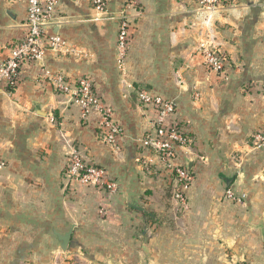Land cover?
<instances>
[{
  "label": "crops",
  "instance_id": "0c3cea01",
  "mask_svg": "<svg viewBox=\"0 0 264 264\" xmlns=\"http://www.w3.org/2000/svg\"><path fill=\"white\" fill-rule=\"evenodd\" d=\"M123 2L106 0L99 12L90 0H58L46 30L72 52L47 51L15 87L0 89V264H264V0L212 10L196 0H138L120 70ZM25 22L24 0H0V61ZM212 48L226 57L221 73L205 68ZM44 71L92 79L122 129L115 146L103 142L99 114L84 113ZM140 87L174 103L191 139L177 150L192 178L183 201L143 146L152 113L136 99ZM74 152L107 171L116 191L69 181ZM68 232L62 252L56 235Z\"/></svg>",
  "mask_w": 264,
  "mask_h": 264
},
{
  "label": "built area",
  "instance_id": "2783aa9c",
  "mask_svg": "<svg viewBox=\"0 0 264 264\" xmlns=\"http://www.w3.org/2000/svg\"><path fill=\"white\" fill-rule=\"evenodd\" d=\"M21 1V0H17ZM26 3L25 33L20 40L7 47L8 55L0 61V89L15 87L20 80L22 69L27 65L41 63L46 52L56 55H66L72 52L67 41L59 35L48 33L46 26L52 23L58 0H24ZM225 0H196L200 9L212 10L223 5ZM93 9L103 12L106 9V0H90ZM138 0H124L121 12L118 15L117 35L115 42V59L118 69L123 70L127 58L129 45L133 34V21L138 12ZM204 65L207 71L221 73L227 63L225 55L217 48L204 51ZM45 77L51 81L53 87L71 97V100L84 113L96 111L99 114V131L103 142L115 146L122 136L120 125L113 119V112L96 92L90 77L83 76L71 83L62 76H50L44 71ZM138 103L152 113L151 133H146L142 139L143 146L160 157V162L173 175L177 185L174 193L176 200L183 201L182 191L192 181L190 173L185 167L176 163L177 150L189 147L191 139L180 128L175 119L176 106L160 95L154 94L144 87L136 89ZM4 161L0 160V168ZM64 176L80 185L101 188L109 193L116 191V183L102 168L92 163H86L77 153L68 155L64 165ZM228 198H233L230 191Z\"/></svg>",
  "mask_w": 264,
  "mask_h": 264
},
{
  "label": "water",
  "instance_id": "95a60500",
  "mask_svg": "<svg viewBox=\"0 0 264 264\" xmlns=\"http://www.w3.org/2000/svg\"><path fill=\"white\" fill-rule=\"evenodd\" d=\"M133 208L137 209V207H133ZM70 238H71V232H68L65 235H56V240L59 243V249L62 252H65L67 250Z\"/></svg>",
  "mask_w": 264,
  "mask_h": 264
},
{
  "label": "trees",
  "instance_id": "16d2710c",
  "mask_svg": "<svg viewBox=\"0 0 264 264\" xmlns=\"http://www.w3.org/2000/svg\"><path fill=\"white\" fill-rule=\"evenodd\" d=\"M181 127H183V126L180 125V128H181ZM182 129H183V130H182V131H183L182 133H184V132L186 131V129H185L184 127H183ZM186 135L189 136L187 132H186ZM151 221H152V219L149 218V222H151Z\"/></svg>",
  "mask_w": 264,
  "mask_h": 264
}]
</instances>
